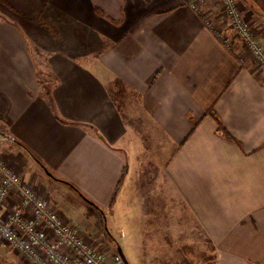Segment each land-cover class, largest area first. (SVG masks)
<instances>
[{"label": "crops", "instance_id": "crops-1", "mask_svg": "<svg viewBox=\"0 0 264 264\" xmlns=\"http://www.w3.org/2000/svg\"><path fill=\"white\" fill-rule=\"evenodd\" d=\"M193 1L0 0V156L166 232L171 264H264V70ZM255 1L237 0L264 48Z\"/></svg>", "mask_w": 264, "mask_h": 264}, {"label": "built area", "instance_id": "built-area-1", "mask_svg": "<svg viewBox=\"0 0 264 264\" xmlns=\"http://www.w3.org/2000/svg\"><path fill=\"white\" fill-rule=\"evenodd\" d=\"M208 0H194L191 7ZM230 30L256 63L264 70V48L236 0H217ZM204 26L227 48L233 44L224 37L202 11ZM0 245L18 255L15 264H123L116 251L105 248L98 240L80 232L51 203L45 190L23 179L11 161L0 156Z\"/></svg>", "mask_w": 264, "mask_h": 264}, {"label": "rangeland", "instance_id": "rangeland-1", "mask_svg": "<svg viewBox=\"0 0 264 264\" xmlns=\"http://www.w3.org/2000/svg\"><path fill=\"white\" fill-rule=\"evenodd\" d=\"M238 6L241 9L239 4ZM218 8L219 11H216L217 13L215 12L216 18L210 13H208V17L212 20L217 29L220 28L223 30L224 37H227V41L233 44L232 47L228 49L233 51L235 48L234 46L237 43H240L244 48L243 44L237 40L234 33L230 30L226 19L221 14L220 7ZM244 18L250 25V22L245 15ZM220 40L223 43L222 39ZM244 50L251 57L254 64L259 66L252 55L245 48ZM46 182L47 186L45 185V189L53 198L50 197L51 203L53 202L52 204L58 208L59 212L72 226L76 227L80 232L96 238L101 246L105 248L107 247L112 251H116V248L120 247L129 264H167V262H169L167 259L166 261L164 260L169 255L163 254V248L159 247L160 244H162L161 239L166 238V232L161 234L162 237L156 239L152 237V234L155 232L151 230L150 223L146 221L134 222V215L132 213H127L128 215L123 216H119V214L114 216H104L102 213L104 211L93 205L85 197L80 196L79 193L78 196L80 198H77L71 192L62 191L63 189L54 187L51 180L46 179ZM163 240L165 241V239ZM200 242L203 243V239H200ZM156 251L157 253H160V255L157 256V259H154L155 257L153 255L156 254ZM0 252H5V254L9 252L8 256H6L7 258H5L3 262L0 261V264H10V260L18 259V255L15 252L9 250L3 245H0ZM183 252L187 251L184 250ZM178 256L179 258L186 260H192L194 258V255H192L191 252L178 254ZM176 257H174V259ZM182 263L183 262H180V264ZM169 264H171V262H169Z\"/></svg>", "mask_w": 264, "mask_h": 264}, {"label": "trees", "instance_id": "trees-1", "mask_svg": "<svg viewBox=\"0 0 264 264\" xmlns=\"http://www.w3.org/2000/svg\"><path fill=\"white\" fill-rule=\"evenodd\" d=\"M254 2H256L255 0H253ZM45 96L47 99V102L49 104V106L51 107L52 111H55L54 106H53V102L51 100V96L50 93L48 92V90L45 91ZM217 123V131L228 141L235 143L237 146H240L226 131L225 129L222 127L221 123L219 122V120L216 117H213ZM193 129L195 128L194 126L192 127ZM192 129V130H193ZM36 160V159H35ZM41 164V163H40Z\"/></svg>", "mask_w": 264, "mask_h": 264}, {"label": "water", "instance_id": "water-1", "mask_svg": "<svg viewBox=\"0 0 264 264\" xmlns=\"http://www.w3.org/2000/svg\"><path fill=\"white\" fill-rule=\"evenodd\" d=\"M45 173L50 177L51 175L46 171V169L44 168ZM116 252L120 255V257L122 258L123 264H129L128 261L126 260L125 256L123 255L121 248L117 247L116 248Z\"/></svg>", "mask_w": 264, "mask_h": 264}]
</instances>
